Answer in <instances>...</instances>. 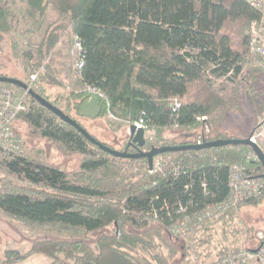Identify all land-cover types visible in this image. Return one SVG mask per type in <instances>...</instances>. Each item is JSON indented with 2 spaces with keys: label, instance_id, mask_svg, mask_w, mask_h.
I'll return each mask as SVG.
<instances>
[{
  "label": "trees",
  "instance_id": "trees-1",
  "mask_svg": "<svg viewBox=\"0 0 264 264\" xmlns=\"http://www.w3.org/2000/svg\"><path fill=\"white\" fill-rule=\"evenodd\" d=\"M10 1L0 0V36L11 30ZM26 5L38 16L50 6L58 20L47 28L36 50L25 53L33 73L41 68L33 90L55 105L56 98L50 99L38 82L43 78L61 88L54 67V57H60L56 30L68 28L75 78L65 96V113L82 126L80 111L93 97L94 118H106L111 126H130L141 119L144 132L154 134L145 140L143 151L195 143L175 142L168 131L189 133L203 124L215 128L233 106L217 81L238 79L237 89L256 71L245 70L243 33L258 13L244 0H26ZM78 59L83 62L80 69L75 68ZM28 101L17 119L60 150L78 154L79 168L69 173L36 155L0 149L2 166L20 181H8L0 189V212L27 226H50L84 236L37 240L24 253L3 250L2 264L35 253L59 264H141L134 254L152 248L154 238L169 251V256L153 254L154 264H168L175 250L164 234L178 216L177 203L191 212L221 201L228 193L231 164L264 176L260 162L246 161L245 154L251 151L246 146L166 152L153 158V162L160 159V165L149 173L145 158H117L103 152L31 97ZM221 138L227 137L218 133L205 141ZM120 151L136 153L137 148L126 142ZM262 201L264 193L241 202L238 209ZM151 207L160 210L156 220L147 216ZM91 234L98 236L89 239Z\"/></svg>",
  "mask_w": 264,
  "mask_h": 264
},
{
  "label": "rangeland",
  "instance_id": "rangeland-1",
  "mask_svg": "<svg viewBox=\"0 0 264 264\" xmlns=\"http://www.w3.org/2000/svg\"><path fill=\"white\" fill-rule=\"evenodd\" d=\"M10 9L13 13L11 30L0 36V75L17 78L28 83L33 71L29 67V58L25 54L27 51H35L46 33L49 26L58 24L57 16L49 6L43 15L38 16L28 10L26 0H11ZM249 25V24H248ZM244 31L245 41L247 28ZM58 42L55 50L60 53V57H54L56 62L55 78L62 83L61 88L46 82V79L39 78L38 85L45 88V93L50 99L56 98L55 105L63 112L65 109V96L72 88L75 78L73 74L74 52L71 47L72 35L68 28L57 29ZM239 35V34H237ZM238 37V36H236ZM240 38V37H239ZM246 50V42H245ZM248 63L245 70L255 69L254 75L242 82L240 88H234L235 82L219 80L216 83L224 98H231L233 106L226 109L220 122L214 127L210 125L208 131L205 124L192 132L186 133L179 130L168 131V137L175 142L184 140H197L200 136L206 138L216 134L224 137H244L248 136L258 123L264 118V71L259 69L256 62L247 58ZM46 62V61H45ZM69 67V68H68ZM41 71V68L36 70ZM35 72V71H34ZM234 89L237 94L234 93ZM29 97V96H28ZM95 99L87 101L84 107L85 114L79 117L83 128L101 143H105L115 150H122L124 144L129 141L128 125L118 128L111 126L106 118L87 117V108L94 106ZM29 106V101H28ZM86 109V110H85ZM15 136L20 140L23 154L30 153L49 164L60 167L62 170L72 173L78 170L80 156L69 154L58 148V146L47 139L41 137L23 121L17 119L14 123ZM154 136L153 132H147L146 137ZM231 136V137H230ZM264 152V148H262ZM12 181L20 183L14 176L9 174L0 162V189L3 185ZM245 210H239L223 217L228 218L231 223L218 224V227L201 230L193 238L182 240L169 236H164L168 244L175 250L168 258V264H204L214 260L221 249L238 248L237 243L241 240L247 242L250 234L264 228V201L256 206H245ZM222 218V219H223ZM82 234L72 235L67 231H61L50 226H27L22 222L5 216L0 212V252L3 250H16L26 252L31 244L43 239L70 240L81 238ZM98 235H87L89 239H96ZM153 247L147 251L138 249L134 254L141 264H154L152 256L160 253L169 256L168 248L158 239L154 238ZM232 248V249H233ZM2 264V263H0ZM14 264H59L44 254L35 253L28 256L23 261ZM64 264H71L66 261Z\"/></svg>",
  "mask_w": 264,
  "mask_h": 264
},
{
  "label": "built area",
  "instance_id": "built-area-1",
  "mask_svg": "<svg viewBox=\"0 0 264 264\" xmlns=\"http://www.w3.org/2000/svg\"><path fill=\"white\" fill-rule=\"evenodd\" d=\"M249 7L258 13V17L249 22L246 37V51L248 57L255 61L259 69L264 71V0H244ZM82 59H78L75 68L82 67ZM39 71L34 72L28 81L33 88L38 78ZM89 91L94 92L93 88ZM28 107V94L13 85L0 83V149L10 154L22 153L20 140L15 136L13 125L20 113ZM197 120L205 121V117H197ZM136 128H143V121L140 119L134 123ZM129 130V126H128ZM205 130L208 131L207 125ZM145 140L146 133L144 134ZM207 138L200 136L195 143L200 144ZM249 140L264 148V118L252 131ZM247 162H257L253 151L245 154ZM160 159H155L149 173L154 172L159 165ZM178 170V166L175 172ZM227 195L218 202L205 204L196 211L188 212L181 203H177L176 212L178 216L166 227V232L174 238L189 240L205 229L210 224L219 221L223 217L238 211L241 202L256 198L264 193V177H256L249 174L246 168L240 164H231L228 167ZM206 191V189H205ZM164 210L170 215L167 205ZM160 211V210H159ZM159 211L153 207L147 212V216L157 219ZM256 245L253 249L243 247L231 248L223 251L214 260L204 264H264V230L256 231L253 234Z\"/></svg>",
  "mask_w": 264,
  "mask_h": 264
},
{
  "label": "water",
  "instance_id": "water-1",
  "mask_svg": "<svg viewBox=\"0 0 264 264\" xmlns=\"http://www.w3.org/2000/svg\"><path fill=\"white\" fill-rule=\"evenodd\" d=\"M0 83H6L13 85L23 91H26L29 97L35 100L39 105L49 110L55 116H57L61 121L74 127L83 137L92 145L99 148L101 151L106 152L117 158L125 159H139L145 158L149 168H152L153 158L159 154L166 152H177V151H198L203 149L215 148V147H224V146H246L249 147L253 153L256 155L258 162L264 168V152L256 144L252 143L249 138L251 133L245 138H221L212 141H203L200 144H187V145H174V146H165V147H151L147 151H143L142 148L145 145L144 129L136 128L134 124L129 126V141L128 145H132L137 148L136 153H128L126 151L115 150L100 141L95 137L90 135L82 126H80L75 120L69 117L65 112L60 108L50 103L47 99L39 95L33 90L27 83L13 77L0 76ZM264 177V176H263Z\"/></svg>",
  "mask_w": 264,
  "mask_h": 264
},
{
  "label": "crops",
  "instance_id": "crops-1",
  "mask_svg": "<svg viewBox=\"0 0 264 264\" xmlns=\"http://www.w3.org/2000/svg\"><path fill=\"white\" fill-rule=\"evenodd\" d=\"M93 97H91V98H89L88 100H90V99H92ZM87 100V101H88ZM87 101L84 103V105H83V107H82V109H81V111H80V113L81 114H85V112H84V107L86 106V103H87ZM88 110V112L89 113H87L88 114V116L87 117H93L94 116V114H95V112H96V101H95V104H94V106H90L89 108H87ZM86 110V109H85ZM231 137V136H230ZM245 137H247V136H244V137H241V138H245ZM231 138H240V137H234V136H232ZM245 209H247V208H245V207H243V208H241V209H238L239 210V214H240V212H242L243 210H245ZM228 218H223V219H220L219 221H216V222H214V223H212V224H210L208 227H210V228H214V227H218V224H224V223H226L227 222V224L228 223H231L229 220H227ZM207 227V228H208ZM207 228H205V229H207ZM262 230H264V228L262 227ZM237 245H238V247H243V248H247V249H253L254 247H255V245H256V241L254 240V238H253V234H250V236L248 237V240H247V242H245L244 240H241L240 239V241L237 243ZM226 247H224V250H223V248L221 249V251H220V253L218 254V255H220L223 251H225V250H227V249H225ZM233 248V247H232Z\"/></svg>",
  "mask_w": 264,
  "mask_h": 264
}]
</instances>
